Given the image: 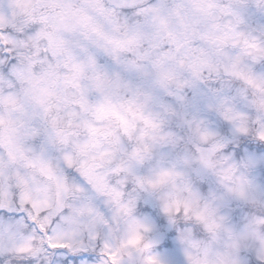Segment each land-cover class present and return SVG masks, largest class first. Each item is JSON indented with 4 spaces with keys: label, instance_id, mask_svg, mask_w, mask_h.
<instances>
[{
    "label": "clouds",
    "instance_id": "9594fccd",
    "mask_svg": "<svg viewBox=\"0 0 264 264\" xmlns=\"http://www.w3.org/2000/svg\"><path fill=\"white\" fill-rule=\"evenodd\" d=\"M0 264H264V0H0Z\"/></svg>",
    "mask_w": 264,
    "mask_h": 264
}]
</instances>
